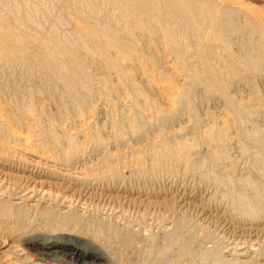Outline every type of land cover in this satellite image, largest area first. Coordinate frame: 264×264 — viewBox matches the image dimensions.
<instances>
[{"label":"bare ground","instance_id":"bare-ground-1","mask_svg":"<svg viewBox=\"0 0 264 264\" xmlns=\"http://www.w3.org/2000/svg\"><path fill=\"white\" fill-rule=\"evenodd\" d=\"M12 1L16 0H0V264H249L246 251L253 244L246 250L241 237L230 242L227 220L231 218L236 225L231 233L264 234V125L251 119L250 98L243 101L227 94L219 66L232 74H237L235 67L244 68L249 77L248 71L255 68L253 75H262L264 0H67L68 6L47 23L53 31L38 27L45 23V16L24 15L19 18L20 26L14 27ZM26 2L29 6L33 3ZM94 5L101 11L85 15ZM64 20L69 22L66 28L58 29ZM134 26L140 34H134ZM243 38L249 48L245 52ZM147 43L150 52L139 53L137 61L129 56ZM82 52L100 61L97 81L81 58ZM18 65L27 79L22 85L27 96L24 100L19 84L2 81L6 68ZM142 85L156 98L150 101ZM68 87L78 90L72 93ZM198 89L206 97L222 92L225 103L232 105L225 108L236 121L238 138L246 141H238L237 148L253 160L259 156L253 169L258 170L261 177L254 173L260 180L248 174L239 179L235 176L239 161L229 154L227 118L221 117L223 123H216L213 132L207 126L209 131L203 126L204 132L201 130L202 120L194 109ZM81 90L92 93L89 96L97 97L102 105H110L111 109L103 110L107 120L104 115V121L99 118L100 106L88 105L93 101L90 97L88 103L76 102L74 108L64 110L73 101L70 97H80ZM49 98L55 103L54 112L48 108ZM185 114L191 125L185 128L195 132L192 143L187 140L189 132L184 135L186 130L183 135L181 128L178 133L165 130ZM245 123H251L252 129ZM155 128L165 130L160 131L159 142L152 137L149 145L136 150L142 172L159 176L175 161L177 152L168 143L175 142L179 149L176 162H182L186 172H202L203 178L213 179L221 188L219 199L230 201L229 207L176 205L175 200L151 201L149 197L135 198L136 203L130 205L91 202L103 196L95 192L97 186L111 184L112 178L122 175L113 162H119L124 154L120 148L106 151L107 139L111 136L116 144H122L129 141L128 134L149 136L148 130ZM201 137L209 143L205 142L211 151L208 156L213 154L210 159L216 169L209 172L203 164L207 160L200 168L197 161L202 157L192 156L196 153L191 148L198 146ZM87 145L92 159L85 156ZM144 154L151 156L150 166ZM227 165L229 173L224 170ZM109 198L120 199L117 194ZM192 211L198 216H192ZM243 223H250V228L246 230ZM218 230L225 237L222 241ZM199 232L203 240L210 239L206 241L208 254L201 258L185 248L187 240L194 241Z\"/></svg>","mask_w":264,"mask_h":264},{"label":"rangeland","instance_id":"rangeland-1","mask_svg":"<svg viewBox=\"0 0 264 264\" xmlns=\"http://www.w3.org/2000/svg\"><path fill=\"white\" fill-rule=\"evenodd\" d=\"M19 1H21L22 3H20L19 4ZM32 5L31 6H29L28 4V2H26V0H16V1H12V3H10V5L12 6L13 5V9H15V10H13V14H15V17H16V20H14L13 22L15 23V24H13L14 25V27L15 26H17V27H19L20 26V17H23L24 15H28V16H32V17H34V18H39V17H43V16H45V23L44 24H41V26L38 24V27L39 28H41V29H44V31H50V30H52L53 31V29H55V28H53V26L51 27V24H48L47 25V23L48 22H51L50 20H54V19H56L55 17H56V15H57V12H58V10L61 12V10L63 9V8H65V7H67L68 6V3H67V0H66V2H65V0H32ZM23 4V8L21 9V5ZM94 7V8H93ZM92 7V9H89V10H86V12H87V14H85V15H92L91 13L92 12H96L97 14L101 11V7H97V6H93ZM84 15V16H85ZM50 19V20H49ZM83 19V18H82ZM81 19V20H82ZM90 19L91 20H94V19H92L91 18V16H90ZM64 23V24H63ZM67 23H69L68 21H65L64 20V22H62L61 23V21H60V23H58L59 24V27L60 28H58V29H65L66 27V24ZM131 26H133V25H131ZM136 26V25H135ZM131 27L132 29H133V32H134V34H140V31L138 30V28L137 27ZM23 29H25V27L23 28ZM138 30V31H137ZM245 30V29H244ZM75 31V30H74ZM245 32V31H244ZM258 35V34H257ZM67 37H69L70 39H72V40H74L73 39V37H71L70 35H68L67 34ZM256 37V36H255ZM254 37V38H255ZM235 40V39H234ZM245 42V40H244V38L242 39V41H241V46L243 47L242 48V51L243 52H245V51H248L249 50V48H247L248 46V44L247 43H244ZM146 43V42H145ZM56 45H58V46H61L60 44H57L56 43ZM144 45V46H143ZM146 45V46H145ZM233 46H232V48H236V46H234V44H232ZM148 46V43L147 44H141V47H140V52L139 51H132L131 53H130V57L131 58H133V60H136L137 61V59H139V58H137V59H135L137 56H138V54L139 53H142V51H144V52H150V48L149 47H147ZM137 52V53H136ZM81 58H83V61L89 66V70L92 72V74H94L93 76H92V78L94 79V81H97L98 80V78H97V76L99 77V75H100V70H101V68H99V62L100 61H98V63H97V60L95 59V60H92V58H90V57H88V55L85 53L84 54V52H82V56H81ZM74 65V67H76V65L75 64H73ZM218 66V65H217ZM17 67V71H14V69ZM15 68L14 67H12V68H6V70H5V75H3V82H4V80H5V83H7V84H9V85H16V83H17V88L19 89L18 91H19V93L22 95H20L21 96V98L24 100V99H26V97L27 96H25V92H23L22 91V88H23V83H24V81L25 80H27L26 78L24 79V71H21V68H20V66L18 65V66H16ZM223 67V65L222 66H219V70H220V72H221V74H220V79H222L221 81H223L224 83H225V86H226V90H224V91H226L227 92V94H229L231 97L233 96V97H238V99H240V100H243L244 101V98H245V101L247 100V101H249V100H251V106H249V108H251L250 109V111L252 112V115H250V116H252L251 117V119H253V121H255V123L256 124H258L259 126H263L264 125V71H262V75H258V76H254L255 75V68L253 69H250V71H248L249 73H250V77L249 76H247V75H245V74H247L246 72H245V69L244 68H239V70H238V67H235V72H237V74L235 75V74H232L228 69H225V68H222ZM20 68V69H19ZM222 68V69H221ZM224 69H225V72H224ZM232 69H234V68H232ZM244 69V70H243ZM9 70V71H8ZM252 70V71H251ZM13 71H14V74H13ZM21 71V72H20ZM247 71V70H246ZM227 72V73H226ZM253 72H255V73H253ZM7 73H8V75H7ZM21 73V74H20ZM257 73L259 74V71H257ZM20 74V75H19ZM226 76V77H224V75ZM254 74V75H253ZM7 75V76H6ZM12 75V76H11ZM18 75V76H17ZM239 75V76H238ZM254 76V77H252V79H251V76ZM22 78H21V77ZM11 77V78H10ZM13 77H16V82L14 81V78ZM234 77H236L235 79H232V78H234ZM6 78V79H5ZM13 78V79H12ZM260 78V79H259ZM12 80V81H11ZM19 80V81H18ZM242 80V81H241ZM255 80V81H254ZM11 81V82H10ZM35 81V83H36V85H40V82L38 81V80H34ZM232 81V82H231ZM15 82V83H14ZM22 82V83H21ZM14 83V84H13ZM222 83V82H221ZM235 83V84H234ZM231 84V85H230ZM95 86V85H94ZM251 87H252V89H251ZM69 88V87H68ZM255 88V89H254ZM24 89V88H23ZM70 89V88H69ZM78 89H70V92H72V93H74V92H76ZM93 91H94V88L92 89ZM95 91H96V89H95ZM142 91L143 92H145V93H148V95H149V98H150V101H152L153 100V98H156L153 94H151V93H149L145 88H144V86L142 85ZM200 90L198 89V92H199ZM83 93V95L81 94V93ZM197 92V96H196V100H195V104H194V109H196L195 110V112L197 113V115L201 118V120H202V125H200V128H201V126H203V130L204 131H207L208 130V128L209 127H211V128H209L210 129V132H213V131H211V129H212V127H213V129H217V127H215L216 126V123L219 125V123L221 124V123H223V122H221L220 121V119L221 120H223L221 117H223V118H227L226 119V121H228V122H226L227 124H229L228 126H229V129H228V131H226V133L228 134V136H229V140H230V142H229V144H228V149H229V154L231 155V157L233 158H236L239 162H236L237 164H236V170L237 171H235L234 172V174H235V176L237 175V177H238V179H239V176L241 175V176H246L247 174L248 175H250L252 178L253 177H255L256 176V174L255 173H257L258 172V170L256 169V172L254 171V169H253V167H255V163H256V158L257 157H259V156H255V158H254V160L252 159L253 157H245V156H243L240 152L242 151V150H240V152H239V149L237 148L238 147V145H237V143H238V141H240V142H242L243 141V143L245 144L246 143V141L244 142V138L242 139V140H240L241 138L239 137V135L237 136V134H236V125H235V122H234V119L232 118V114H230V112H229V110L227 109V108H225L226 106H227V104H228V106L230 105V103H225V100H224V96H222L221 97V95H222V92H219L218 94L220 95H217L216 94V96H212V97H206L205 95H203L204 93L202 92V91H200L199 93ZM253 92V93H252ZM79 93V95H80V97L79 96H74V99H73V96L72 97H70V100H73L74 101V103H72L73 101H69V103H68V106H67V108L65 107V109L64 110H68V109H70V107L72 106L73 108H74V105L76 104V102L77 103H83V102H87V100L88 99H90L92 102L90 103V104H88V105H92V104H95V105H98V106H100V108H99V110L98 111H100V113L98 112V116H99V118L101 117V119H103L102 118V116L103 117H105V120H107V118H106V110L107 109H111V107H110V105L108 104V103H104L103 105H102V103L101 102H99V100L97 99V97H95L94 99L91 97V96H89V95H91L92 93H87V92H85L84 90H81V91H79L78 92ZM203 93V94H202ZM255 93H256V96H255ZM86 94V95H85ZM199 94V95H198ZM234 94V95H233ZM254 95V98L256 97L257 99L259 98V97H262L263 98V100H261L260 102H258V100H256V98H255V101H252V100H254V98L252 97L253 95ZM202 95H203V97H204V99H203V97H202ZM219 96V97H218ZM258 96V97H257ZM76 97V98H75ZM86 97V98H85ZM90 97V98H89ZM198 97V98H197ZM80 98V99H79ZM82 98V99H81ZM223 98V99H222ZM243 98V99H242ZM250 98V99H249ZM49 99H51V98H49ZM85 99V100H84ZM234 99V98H233ZM249 99V100H248ZM94 100H96V101H94ZM83 101V102H82ZM224 101V102H223ZM49 103H48V108H49V106H50V110H52L53 111V107H55V103L53 102V100L51 99L50 101H48ZM88 102H89V100H88ZM87 102V103H88ZM98 102V103H97ZM253 102V103H252ZM51 103V104H50ZM101 103V104H100ZM258 103V104H257ZM52 104H53V106H52ZM100 104V105H99ZM130 104V103H129ZM253 105V106H252ZM254 105H256V107L254 106ZM101 106H102V108H101ZM227 106V107H228ZM230 106H232V105H230ZM106 107V108H105ZM262 107V108H261ZM72 108V109H73ZM223 108V109H222ZM230 108V107H229ZM71 109V110H72ZM102 109V110H101ZM228 111L227 112V114L229 115H227L226 114V110ZM259 109V110H258ZM71 110L69 111L70 113H71ZM86 110H88L87 108H86ZM103 110H105V111H103ZM55 111V110H54ZM53 111V112H54ZM69 112H67L68 114V116L70 115V113ZM102 112H105V113H102ZM149 113V111L147 112V114ZM72 114V113H71ZM88 114H89V112H88ZM213 115L212 117L210 116V115ZM102 115V116H101ZM228 117H227V116ZM190 117H189V115H187V114H185V116H183L182 118H180V119H174L173 121H171V123H169L168 124V126H166L165 127V130H167V132H169V130L172 132L173 130H178V129H180L181 128V132L180 131H177V133L178 132H180L181 134L180 135H183L184 133H185V131L184 130H186V133L184 134L185 136L187 135V132H189L188 133V135H187V140H192V138H194V134H195V132L193 131V130H189V131H187L188 129H190V124H189V119ZM101 119H99V120H101ZM72 122V119H68V122ZM103 121H104V119H103ZM257 121V122H256ZM153 123H154V121H152ZM204 122V123H203ZM233 123V124H232ZM215 124V125H214ZM170 125V126H169ZM189 127H188V126ZM214 125V126H213ZM245 125H246V127L247 128H249V129H252V127H250V125H251V123H245ZM205 126V127H204ZM208 128H207V127ZM235 126V127H234ZM147 125H145L143 128L144 129H147ZM185 127H187L188 129H186ZM170 128V129H169ZM171 128H172V130H171ZM176 128V129H175ZM183 128V129H182ZM185 128V129H184ZM206 128H207V130H206ZM263 129H264V126L262 127ZM157 128H155V129H150V130H148V134H149V136H144V137H139V136H135L134 134H128L129 136L130 135H134L133 137H129L128 135H127V137L129 138L128 140L129 141H127V142H124V143H122V144H116V142L114 141V140H112V138H111V136L107 139L108 141L107 142H109L108 144H107V148H106V151L107 150H112V149H114L115 151L114 152H116V150L118 151V148H120L119 149V151L120 152H123V156H122V158H121V160L117 163V162H113V164L116 166V167H118L119 169H122V171H121V173H122V175H121V178H112L113 179V183H109V184H102V185H99V186H97V188L95 189V192H96V190H97V192L96 193H98L99 195H103L102 196V198H96V199H94V201H93V199L91 200V202H94L95 204H104V205H113V204H120V205H130V204H133V202H135V200L136 199H141V200H145L147 197H149L150 198V200L151 201H154V200H157V201H163V200H166V201H173L174 202V200L176 201V205H177V203L179 204V203H184V204H190V205H196L197 207H206V208H208V207H210V206H221L222 208H224V206H225V208L228 206L229 207V204H231V202L230 201H228L227 202V199L226 200H224V201H226V202H224V201H222V200H220L219 198V196H220V191H221V188H220V186H217V183L213 180V179H207V178H203L202 177V172H186L187 170H186V168L184 167L183 168V164H182V162H176L177 160H178V158H177V156H178V153H179V149H178V147H177V145L175 144V142H168L169 143V145H170V149L172 150V151H174V152H177L176 154H175V156L174 157H176L175 158V161L174 160H172V163H171V165H168V166H166L167 168L165 169V168H163L162 169V171H161V173H160V175L159 176H157V177H154V176H150V174H149V172H147V171H145L144 172V170H143V172H142V169L143 168H140L139 167V164L137 163V155H139L137 152H136V150H138L139 148H141V146H142V149H143V147H145L147 144L149 145L151 142V138L153 137L156 141H158V137L160 136V131H162V132H164L165 130H156ZM212 129V130H213ZM151 130H153V131H151ZM201 130H202V128H201ZM202 130V131H203ZM182 131H184L183 133H182ZM203 131V132H204ZM209 131V130H208ZM235 131V132H234ZM109 132V131H108ZM192 132V133H191ZM210 132H208V133H210ZM191 133V134H190ZM205 134V133H204ZM235 136V137H234ZM156 137V138H155ZM180 137V139H181V136H179L178 135V138ZM237 137V138H236ZM240 139H239V138ZM133 138H135V139H133ZM177 138V139H178ZM133 139V140H132ZM147 139V140H146ZM206 138H204V137H201V140H198V141H200L199 142V144L202 146L203 144V146L201 147V146H199V144H198V146H196L195 148H191L192 149V151H193V153L197 156H195V155H192V156H194L193 158L194 159H197L198 158V156L201 158V160L199 159L197 162H198V164H199V167L200 168H203L204 166H207V172H209V170H210V168H211V170L210 171H212V168L213 169H216L212 164V161H211V159L213 158V154H211L210 156H208L210 153H211V151H209L208 149V145H209V143L207 142V139L205 140ZM239 139V140H238ZM146 140V141H145ZM112 141H114V142H112ZM134 141V142H133ZM140 141V142H139ZM202 141V142H201ZM129 142V143H128ZM159 142V141H158ZM157 142V143H158ZM191 142V141H190ZM208 143V145L206 144V143ZM138 143V144H137ZM160 143H161V141H160ZM160 143H158L159 144V146H158V148H160L162 145H160ZM192 143V142H191ZM243 143H241L242 145H244ZM115 144V145H114ZM126 144H127V147H126ZM128 144H130V145H128ZM111 145H112V147H111ZM140 145V146H139ZM116 146V147H115ZM119 146V147H118ZM121 146V147H120ZM130 146V147H129ZM245 146V145H244ZM200 147H201V151H203L202 152V154L200 155ZM205 147H207V148H205ZM88 148V149H87ZM87 150H85V156L86 157H88V158H94V155L92 154V151H91V147L90 146H88L87 145ZM110 148H112V149H110ZM116 148V149H115ZM121 148H122V150H121ZM137 148V149H136ZM205 148V149H204ZM142 149H139V150H142ZM152 149H154L153 147H152ZM203 149V150H202ZM208 150L207 152L206 151H204V150ZM157 151V149L154 151L153 150V152H152V156H156L155 155V152ZM209 152V153H208ZM236 152V153H235ZM105 153V152H104ZM199 153V154H198ZM205 153V154H204ZM207 153V154H206ZM100 155H104L103 153L102 154H99V156ZM145 155V157L148 159V160H146L147 161V164H148V166H150V164L151 163H148V162H151V156H150V158H149V156L147 155V154H144ZM147 155V156H146ZM205 155H207L206 157V159H203V157L205 158ZM239 155V156H238ZM261 155V154H260ZM236 156V157H235ZM126 157V159H124ZM211 158V159H210ZM234 158H233V160H234ZM248 158H249V160H248ZM127 159H128V161H127ZM130 159V160H129ZM210 159V160H209ZM215 159V158H214ZM135 160H136V162H135ZM204 160H207V161H205V163H203L204 162ZM252 160V161H251ZM122 161V162H121ZM203 161V162H202ZM210 161V162H209ZM126 162H127V164H126ZM131 162V163H130ZM135 162V163H134ZM200 162V163H199ZM205 164L204 166H203V164ZM251 162V163H250ZM120 163L122 164V167H121V165H120ZM130 163V164H129ZM180 163V164H179ZM208 163V164H207ZM135 164V165H134ZM202 164V165H201ZM250 164V165H249ZM124 165V166H123ZM125 165H126V168H124L125 167ZM210 165V166H209ZM226 165V164H225ZM245 165V166H244ZM114 166V167H115ZM130 166V167H129ZM132 166V167H131ZM203 166V167H202ZM212 166V167H211ZM252 167V168H249V167ZM113 167V168H114ZM128 167H129V169L131 170V172L130 171H128ZM227 167H228V165H227ZM138 168H140V169H138ZM238 168V169H237ZM228 169H230V166L226 169V168H224V170L225 171H227V172H225V173H229L228 172ZM246 169V170H245ZM248 169H251L250 170V172L248 171ZM124 171V172H123ZM253 171V172H252ZM111 172H113L112 170H111ZM130 172V173H129ZM132 172H133V174H132ZM134 172H135V174H134ZM237 172V173H236ZM255 172V173H254ZM128 173H129V175H128ZM138 173V174H137ZM141 173V174H140ZM186 173V174H185ZM190 173V174H189ZM192 173V174H191ZM193 173H194V175H193ZM125 174V175H124ZM232 174H233V172H232ZM233 174V175H234ZM246 174V175H245ZM127 175V176H126ZM141 175V176H140ZM191 175V176H190ZM257 175H259L260 176V174H258L257 173ZM123 176V177H122ZM126 176V177H125ZM201 176V177H200ZM113 177V176H112ZM159 177V179H157ZM258 176H256V180H260V178L258 177ZM261 177V176H260ZM123 178V179H122ZM161 178V179H160ZM213 180V181H212ZM143 181V182H142ZM115 182V183H114ZM213 182V183H212ZM215 183V184H214ZM106 185V186H105ZM115 185V186H114ZM103 186V187H102ZM218 187H219V190H218ZM104 188V189H103ZM108 188V189H107ZM100 189V190H99ZM111 190V191H110ZM113 190V191H112ZM118 191V192H117ZM103 192V193H102ZM112 192V193H111ZM217 192L219 193V194H217ZM107 193V194H106ZM108 193H109V195H108ZM106 194V195H105ZM111 194V195H110ZM117 194V196H119V198L120 199H118L116 202L115 201H112L110 198H109V196H115ZM130 194V195H129ZM250 194V193H249ZM182 197H181V196ZM109 199H108V198ZM122 198V199H121ZM128 198V199H127ZM133 198V199H132ZM136 198V199H135ZM109 200V201H108ZM125 200V201H124ZM128 200H130L129 202H128ZM186 200V201H185ZM222 201L221 203H222V205H221V203H220V201ZM97 201V202H96ZM137 201V200H136ZM136 203V202H135ZM134 203V204H135ZM226 204V205H223V204ZM216 204V205H215ZM218 204V205H217ZM168 205H171V203H168ZM189 213H190V211H189ZM194 213V214H193ZM196 212L194 211H192V213H191V215L192 216H198V212L195 214ZM222 214V213H221ZM223 215V214H222ZM222 219H223V216H220ZM220 218V219H221ZM226 218H228L227 216H226ZM195 220V219H194ZM224 220V219H223ZM228 222V229H227V232H226V234H227V237H228V239H229V241L230 242H232L235 238H236V240H239V238H240V242L242 243V245L243 246H245L246 247V250H248L247 248H248V245H252L251 247H249L250 249H249V251H246V252H248V255H247V258H246V260L245 261H248L249 262V264H264V234L262 233V234H258V235H254V233H248V232H243V234H241V236H240V234H234V233H231L232 232V229H233V227H235L236 225H235V223H234V220H232L231 218H228V220H227ZM194 223H196L197 221L195 220V221H193ZM233 223V224H232ZM244 225H245V223H243ZM259 226V225H258ZM250 228V223H247L245 226H244V228L246 229V230H248L249 228ZM219 231V230H218ZM220 232V231H219ZM218 233V232H217ZM222 232H220V241H222L223 239H225V237L223 236L222 237V234H221ZM233 235V236H232ZM204 236V235H203ZM203 236H202V233L201 232H199V233H197V237H195L193 240L194 241H189V240H187L188 241V244H186V246H185V248H186V250H187V253H188V251H189V253H191V255H194V257H197V258H201L202 256H206L208 253H207V250L209 251V249H208V247H210V245H209V243H207L206 241H209L208 239L207 240H203ZM219 238V237H218ZM257 238V239H256ZM244 239V240H243ZM246 243H244V242ZM251 241H252V243H251ZM192 242H194V243H196L195 245H194V243H192ZM224 242H225V240H224ZM254 242V243H253ZM259 242V243H258ZM257 243V244H256ZM262 243V244H261ZM191 244H192V246H191ZM204 244H206V245H204ZM262 246H261V245ZM191 246V249H190V246ZM247 245V246H246ZM254 246V248H256L255 249V251H252L254 248H252ZM261 246V247H260ZM196 250H195V249ZM195 251V252H194ZM262 251V252H261ZM255 252V253H254ZM250 254V255H249ZM252 254H254L253 256H255V257H253L252 256ZM260 254V255H259ZM210 255H211V253H210ZM209 255V256H210ZM249 256V257H248ZM211 258H212V256H211ZM211 258H209V259H211ZM255 258V259H254ZM207 259V258H206ZM230 259H232V257H230ZM253 262V263H252Z\"/></svg>","mask_w":264,"mask_h":264}]
</instances>
